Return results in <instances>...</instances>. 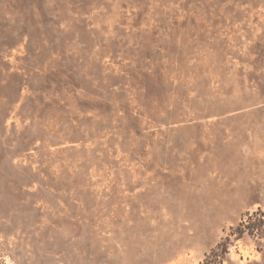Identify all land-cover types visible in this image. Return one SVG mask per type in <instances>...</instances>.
<instances>
[{
  "label": "rangeland",
  "instance_id": "obj_1",
  "mask_svg": "<svg viewBox=\"0 0 264 264\" xmlns=\"http://www.w3.org/2000/svg\"><path fill=\"white\" fill-rule=\"evenodd\" d=\"M0 264H264V0H0Z\"/></svg>",
  "mask_w": 264,
  "mask_h": 264
},
{
  "label": "trees",
  "instance_id": "obj_2",
  "mask_svg": "<svg viewBox=\"0 0 264 264\" xmlns=\"http://www.w3.org/2000/svg\"><path fill=\"white\" fill-rule=\"evenodd\" d=\"M262 214L263 213L258 209L257 211H254L251 215H249L248 218L251 219V217H253V216L262 215ZM245 227L249 228L248 226H246L245 223L240 222L239 225L236 227V229H233V230H236L234 232H237V236H240L244 232ZM249 230H250V233L253 235L261 234V232L259 231V228H257V227L252 226L251 228H249Z\"/></svg>",
  "mask_w": 264,
  "mask_h": 264
}]
</instances>
